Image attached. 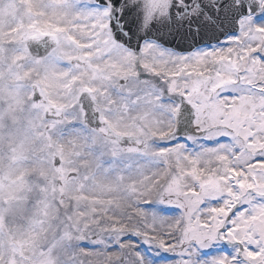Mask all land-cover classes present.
I'll list each match as a JSON object with an SVG mask.
<instances>
[{"label":"snow or ice","instance_id":"obj_1","mask_svg":"<svg viewBox=\"0 0 264 264\" xmlns=\"http://www.w3.org/2000/svg\"><path fill=\"white\" fill-rule=\"evenodd\" d=\"M0 264H264V0H0Z\"/></svg>","mask_w":264,"mask_h":264}]
</instances>
